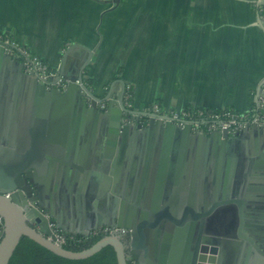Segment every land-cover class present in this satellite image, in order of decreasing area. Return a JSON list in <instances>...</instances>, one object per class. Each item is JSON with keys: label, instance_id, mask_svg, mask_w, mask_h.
<instances>
[{"label": "crops", "instance_id": "crops-1", "mask_svg": "<svg viewBox=\"0 0 264 264\" xmlns=\"http://www.w3.org/2000/svg\"><path fill=\"white\" fill-rule=\"evenodd\" d=\"M0 32L57 70L64 56L66 76L77 74L88 57L86 50L72 46L80 44L92 50L82 75L91 81L93 92L101 96L110 86L115 91L114 81L119 80L130 85L137 104L156 101L165 108L231 107L246 111L264 81V26L257 22L252 0H0ZM14 75L11 68L0 64V87L16 88L20 102L19 111L0 112V133L5 141L30 150L33 135L44 120V135H60L67 142L77 138L76 148L84 163L67 162L71 170L85 175L90 171L87 157L108 146L110 126L103 119L88 118L86 112H33L39 96ZM119 138L116 133L114 149L125 153L123 167L129 172L135 163L138 174L147 173L143 193L147 212H159L172 197V192L155 190L161 145L175 147V155L183 156L181 164L190 165L199 162L200 146L193 142L183 147L173 138L165 144L121 142ZM241 139L236 154L253 149L262 152L257 134L245 132ZM7 160L6 155L0 157V163ZM80 166L82 169L77 168ZM138 174L131 179H140ZM260 175L244 176L257 185ZM45 176L40 177L43 183ZM87 183L82 190L71 184L56 186L53 196L59 198L56 209L64 225L77 221L81 227L91 226L101 219L103 209L88 196L92 188ZM174 195L175 205L168 211L176 217L183 214L187 196L182 191ZM234 215L236 209L228 204L214 210L204 226L215 231L235 228L239 221ZM245 217V234L264 243V208ZM167 221L161 228L170 227Z\"/></svg>", "mask_w": 264, "mask_h": 264}, {"label": "water", "instance_id": "water-1", "mask_svg": "<svg viewBox=\"0 0 264 264\" xmlns=\"http://www.w3.org/2000/svg\"><path fill=\"white\" fill-rule=\"evenodd\" d=\"M257 22L264 26V7L257 14ZM72 48L86 50L88 57L77 74L66 76L62 69L63 56L58 73L69 82L66 89L60 91L47 89L35 77L25 74L23 65L0 45V64L11 68L14 78L39 96V102L32 106L33 112H86L88 118L106 121L113 137L107 139L109 144L102 151L95 152L92 158L87 157L90 171L79 175L69 168L67 162L84 163L81 151L76 148L77 138L67 142L60 135H44L42 131L46 121L42 120L41 126L37 127L39 132L33 135L30 150L6 142L5 135L0 133V157H8L7 163H0V264H8L22 236L68 259L86 258L110 245L115 251L117 264H131L132 261L133 264H264V243L244 232L245 216H252L264 208V124L262 127L243 129L235 138H228L225 131L195 134L188 126L180 128L152 117L143 127L122 124L120 117L124 108L121 98L119 101L108 99L105 110L97 108L95 101L99 98L93 93H88L92 98L89 104L83 99L84 93L74 81L81 79L93 51L80 44H74ZM259 95L264 97V81L258 86L255 97ZM17 96L16 88L0 87V112L19 111ZM71 105H74L73 110ZM245 132L259 136L262 152L253 149L244 150L242 155L235 153L234 150L242 144L241 135ZM116 133L120 134L121 142L129 139L142 143L145 139L147 143H152V139L160 137L162 144L173 138L183 147L193 142L200 146V153L197 154L199 162L195 165L184 162L183 165V156L175 155V147L168 149L161 145L160 161L155 166V190L172 192V197H168V205L164 203L159 212H147L143 195L147 187V173L138 174L135 163L129 172L123 167L125 153L114 149ZM208 147L218 148L221 154L218 159L203 166L200 154ZM46 152L48 155H45ZM77 168L82 169L81 166ZM245 173H260L261 180L257 181V185H252L254 182L244 176ZM136 174L140 179L132 180ZM86 175L90 176L89 180L85 179ZM165 175L170 178H165ZM42 176L46 177V183L41 181ZM209 181L212 185H209ZM62 183L81 190L86 183L89 184L92 190L88 196L91 195V199L103 209L101 219L91 226L83 224L86 230H81L82 224L77 221L69 226L64 225L62 215L56 209L59 198L53 196L56 186ZM178 191L187 196V206L183 214L175 217L168 208L175 205L174 194ZM228 204L236 209L234 217L239 221L238 226L216 231L204 226L205 219L214 210ZM194 208L200 211L196 212ZM165 219L170 227L161 228ZM52 223L71 235L82 236L97 226L126 228L128 244L122 237L106 235L82 250L68 249L47 238L53 236Z\"/></svg>", "mask_w": 264, "mask_h": 264}, {"label": "built area", "instance_id": "built-area-1", "mask_svg": "<svg viewBox=\"0 0 264 264\" xmlns=\"http://www.w3.org/2000/svg\"><path fill=\"white\" fill-rule=\"evenodd\" d=\"M253 11L258 14L264 7V0H252ZM0 45L5 52L13 59L18 60L23 65V72L35 77L47 89L56 88L64 91L69 80L59 75L56 68L51 67L46 62L29 52L24 46L17 43L9 35L0 32ZM79 89L84 93L83 99L89 104L92 100L89 92L93 93L91 81L82 75L81 79L74 81ZM115 91L112 86L105 88L104 93L99 96L95 104L99 110H105L108 99L119 101L121 98L123 110L120 121L122 124H133L141 127L149 122V118L170 122L180 128L189 127L195 134H209L211 132L225 131L228 138L239 136L243 129L251 126L262 127L264 124V97H255L251 106L246 111H240L231 107L207 108L203 106H185L182 108H165L159 102L150 104H137L133 100L130 85L119 80L114 81ZM108 96V97H107ZM107 97V98H105ZM1 222V220H0ZM53 236L47 238L54 244L63 247H79L86 244L94 236L115 235L122 237L128 232L126 228L117 226H101L90 231L85 236L68 234L50 224Z\"/></svg>", "mask_w": 264, "mask_h": 264}, {"label": "trees", "instance_id": "trees-1", "mask_svg": "<svg viewBox=\"0 0 264 264\" xmlns=\"http://www.w3.org/2000/svg\"><path fill=\"white\" fill-rule=\"evenodd\" d=\"M102 236H94L86 244L79 247L65 248L82 250L89 247ZM8 264H117L116 254L112 246L106 245L96 253L82 259L61 257L27 236L19 240Z\"/></svg>", "mask_w": 264, "mask_h": 264}, {"label": "flooded vegetation", "instance_id": "flooded-vegetation-1", "mask_svg": "<svg viewBox=\"0 0 264 264\" xmlns=\"http://www.w3.org/2000/svg\"><path fill=\"white\" fill-rule=\"evenodd\" d=\"M135 141H137V140H135ZM143 142L145 143L146 140L144 139ZM152 144H162V140L160 139V137H155L154 139H152ZM219 154H221V153H220L218 148L208 147L206 150L202 151V153L200 154L201 157L203 158L202 165L204 166L206 163L210 164L212 160L218 159ZM210 184L212 185V182L210 183V181H209V185ZM122 238L128 244V239H129L128 232L126 234H124V236H122Z\"/></svg>", "mask_w": 264, "mask_h": 264}]
</instances>
